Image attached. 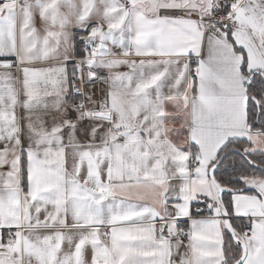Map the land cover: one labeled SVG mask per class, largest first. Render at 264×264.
<instances>
[{"label": "snow or ice", "instance_id": "snow-or-ice-1", "mask_svg": "<svg viewBox=\"0 0 264 264\" xmlns=\"http://www.w3.org/2000/svg\"><path fill=\"white\" fill-rule=\"evenodd\" d=\"M0 264H264V0H0Z\"/></svg>", "mask_w": 264, "mask_h": 264}]
</instances>
